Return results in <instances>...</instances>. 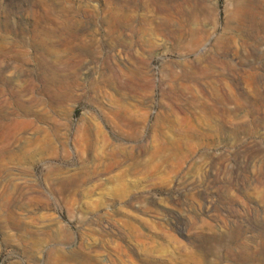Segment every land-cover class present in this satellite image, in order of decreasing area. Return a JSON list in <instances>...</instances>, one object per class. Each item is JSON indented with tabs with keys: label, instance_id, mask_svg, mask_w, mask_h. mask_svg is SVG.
<instances>
[{
	"label": "rangeland",
	"instance_id": "rangeland-1",
	"mask_svg": "<svg viewBox=\"0 0 264 264\" xmlns=\"http://www.w3.org/2000/svg\"><path fill=\"white\" fill-rule=\"evenodd\" d=\"M0 264H264V0H0Z\"/></svg>",
	"mask_w": 264,
	"mask_h": 264
},
{
	"label": "bare ground",
	"instance_id": "bare-ground-1",
	"mask_svg": "<svg viewBox=\"0 0 264 264\" xmlns=\"http://www.w3.org/2000/svg\"><path fill=\"white\" fill-rule=\"evenodd\" d=\"M131 126V125H130ZM130 128V127H129ZM118 157H112L111 159H112V164H110V166L111 165H114V164H116V159H117ZM155 158V157H154ZM110 160V159H109ZM142 166H143V169H146L147 167H148V163L146 162V163H143L142 164ZM157 168V165L156 166H154V168H152V169H156Z\"/></svg>",
	"mask_w": 264,
	"mask_h": 264
}]
</instances>
